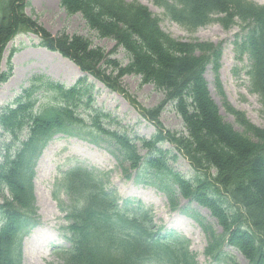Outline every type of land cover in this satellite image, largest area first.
Masks as SVG:
<instances>
[{"label": "trees", "instance_id": "16d2710c", "mask_svg": "<svg viewBox=\"0 0 264 264\" xmlns=\"http://www.w3.org/2000/svg\"><path fill=\"white\" fill-rule=\"evenodd\" d=\"M58 1L67 15L80 14L100 38L114 41L128 63L118 65L81 36L49 34L25 15V0H0V66L7 44L18 35L32 34L40 47L59 53L122 96L129 97L121 79L137 76L140 86L152 85L163 96L156 107L140 110L156 132L150 140L138 139L139 147L147 151L141 157L134 139L121 130L106 129L114 118L93 107L92 87L85 84V78L66 88L42 75L32 77L0 114L1 135L9 136V142L0 145V264H22V239L39 224L34 169L56 135L86 140L96 147V138L103 136L113 145L107 151L125 179H130L132 171L137 181L140 173H148L142 183H151L163 193L172 210L178 209V195L208 210L221 229L215 234L199 222L208 237L204 255L212 262L235 264L225 251L230 248L247 264H264V129L227 106L243 130L239 133L218 114L203 78L208 64L217 68L218 47L172 39L148 9L136 2ZM153 2L187 30L211 21L228 29L238 20L242 35L234 45L238 55L246 54L251 60V92L259 96L264 111V5L250 0ZM213 15L221 17L213 20ZM10 70L0 67V85ZM168 106L180 117L183 132H171L160 123ZM80 109L88 114L81 116ZM163 144L172 149L163 151L159 148ZM171 154L172 160L181 156L188 162L192 179L166 165L164 156ZM107 186L108 173L97 169L76 165L60 172L51 199L66 222L61 230L68 247L58 254L62 264H196L186 238L155 229L149 209L138 201L119 203L116 192Z\"/></svg>", "mask_w": 264, "mask_h": 264}, {"label": "rangeland", "instance_id": "374dc122", "mask_svg": "<svg viewBox=\"0 0 264 264\" xmlns=\"http://www.w3.org/2000/svg\"><path fill=\"white\" fill-rule=\"evenodd\" d=\"M125 1L127 3L138 2L147 7L158 20L161 30L178 41L190 43L200 41L218 46L220 57L217 61V68L214 69L211 64L207 65L203 78L221 118L236 132L243 131L235 122L234 117L226 112L228 106L242 113L245 119L255 127L264 129V111L260 98L257 94L249 92L250 81L247 76L250 67L249 58L246 55L237 57V50L234 46V41L238 38L241 28L238 21H235L234 25L227 30L212 22L205 27L188 31L170 21L164 11L153 4V0ZM251 1L264 5V0ZM25 2L28 3L24 11L25 15L35 20L49 34L81 36L89 41L92 48L101 49L104 55H107L110 60H115L118 65L127 64L125 52L116 47L114 41L100 38L87 27L80 14L67 15L60 7L58 0H25ZM38 42L34 35L28 34L17 36L7 45L0 67L2 71H6L9 67L11 70L7 81L0 85V114L3 108L9 107L21 91L28 86L32 77L42 75L66 88L85 78V84L92 87L89 90L93 107L109 113L114 118L110 125H106V129L125 132L129 139L135 140L139 155L145 157L147 151L140 148L137 141L138 139L150 140L156 128L141 117L140 110L156 107L163 99L162 94L152 85L140 86L139 77L130 75L121 79L123 89L129 97L122 96L120 93L111 91L92 76L83 74L73 63L57 53L40 48ZM11 50L14 52L9 57ZM78 113L81 116L88 114L84 109H80ZM159 120L162 126L171 132L182 131L181 119L171 106L162 112ZM117 122L118 125L115 124ZM96 139L99 140L97 147L86 140L58 135L44 148L36 162L33 180L36 217L39 224L31 228L28 235L22 239V264H62V261L58 259V254L59 251L68 247L61 230L66 222L63 214L58 211L55 202L51 199V192L55 181L60 177V172L76 165L108 173L107 187L116 192L119 203L125 200L142 201L144 207L152 214L155 229L161 228L188 240L189 250L196 264H224L214 263L204 255L208 237L199 222L203 227H210L215 234L221 233L220 227L208 210L195 202L181 198L180 195L176 196L178 209L172 210L165 196L155 187H151V183H142L146 180L148 173L145 175L140 173V181H137V175L132 171L130 179H125L116 160L107 151L114 149L113 145H110L103 136ZM3 142H9V136L1 135L0 145ZM159 148L163 151L172 149L167 144ZM172 158V154L164 156L166 165L185 179H192L194 173L187 161L181 156H176L175 160ZM153 179L154 177L150 181ZM61 198L65 199L63 196ZM190 215H194L197 221ZM225 251L232 257V262L235 264H247L243 256L233 249L226 248Z\"/></svg>", "mask_w": 264, "mask_h": 264}, {"label": "bare ground", "instance_id": "6f19581e", "mask_svg": "<svg viewBox=\"0 0 264 264\" xmlns=\"http://www.w3.org/2000/svg\"><path fill=\"white\" fill-rule=\"evenodd\" d=\"M34 253H35V251H34Z\"/></svg>", "mask_w": 264, "mask_h": 264}]
</instances>
